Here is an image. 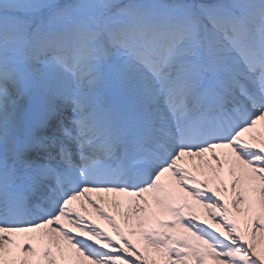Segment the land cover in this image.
<instances>
[{"label": "snow or ice", "instance_id": "obj_1", "mask_svg": "<svg viewBox=\"0 0 264 264\" xmlns=\"http://www.w3.org/2000/svg\"><path fill=\"white\" fill-rule=\"evenodd\" d=\"M152 253L264 264V0H0V264Z\"/></svg>", "mask_w": 264, "mask_h": 264}, {"label": "bare ground", "instance_id": "obj_2", "mask_svg": "<svg viewBox=\"0 0 264 264\" xmlns=\"http://www.w3.org/2000/svg\"><path fill=\"white\" fill-rule=\"evenodd\" d=\"M199 178H200V179H206V177H204V176H200ZM189 200H191L190 197H189ZM194 203H195V202H194ZM196 209H197V210H196L197 212H201V213H202V210L199 208L198 205L196 206ZM106 210H107V209H106ZM84 214H85L86 216H88V218H89L90 220H93L94 222L99 223L100 226H101L102 228H104L105 231H108L110 235H114V234L112 233L111 229L109 228V226L106 224V222L103 221L99 216H97L96 213H95L94 211H92L91 209H89V211L86 212V213H84ZM117 221H118V222H121V218H120L119 216H117ZM65 226L68 227V228H70L74 233L76 232L75 228H73L72 225H70V224H66ZM129 238L132 239L134 243H137V241H139V242H140V241L143 242V240H142V238H141L140 236H135V237L130 236ZM140 247L143 249L144 244L141 243V246H140ZM148 264H152V262H150L149 259H148Z\"/></svg>", "mask_w": 264, "mask_h": 264}, {"label": "rangeland", "instance_id": "obj_3", "mask_svg": "<svg viewBox=\"0 0 264 264\" xmlns=\"http://www.w3.org/2000/svg\"><path fill=\"white\" fill-rule=\"evenodd\" d=\"M211 186L215 189L216 187H217V184L215 183V182H211ZM189 199V198H188ZM189 201H191V200H189ZM193 204H195L194 203V201H191ZM197 205H195V207H196ZM197 210V209H196ZM141 243H143L144 244V242H139V241H137V244H138V246L140 247L141 246ZM143 250V249H142ZM155 254L154 253H152L150 256H149V261L150 262H152V256H154Z\"/></svg>", "mask_w": 264, "mask_h": 264}]
</instances>
